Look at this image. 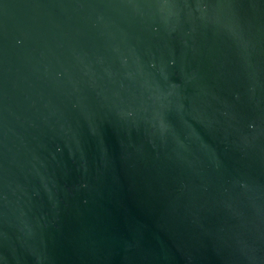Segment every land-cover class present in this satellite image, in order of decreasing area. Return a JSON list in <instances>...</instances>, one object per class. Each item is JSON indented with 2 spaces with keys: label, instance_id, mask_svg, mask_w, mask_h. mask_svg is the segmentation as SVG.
Instances as JSON below:
<instances>
[{
  "label": "water",
  "instance_id": "1",
  "mask_svg": "<svg viewBox=\"0 0 264 264\" xmlns=\"http://www.w3.org/2000/svg\"><path fill=\"white\" fill-rule=\"evenodd\" d=\"M0 264H264V0H0Z\"/></svg>",
  "mask_w": 264,
  "mask_h": 264
}]
</instances>
